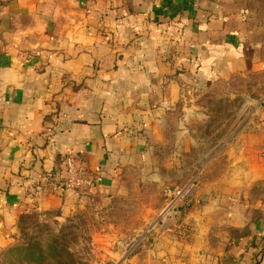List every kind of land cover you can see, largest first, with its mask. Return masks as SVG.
I'll use <instances>...</instances> for the list:
<instances>
[{
    "label": "crops",
    "instance_id": "0c3cea01",
    "mask_svg": "<svg viewBox=\"0 0 264 264\" xmlns=\"http://www.w3.org/2000/svg\"><path fill=\"white\" fill-rule=\"evenodd\" d=\"M257 70L264 0H0V249L15 241L22 213L66 216L119 196L126 173L166 178L173 160L162 151L173 132L188 134L176 119L189 87ZM246 102L243 125L187 182L190 201L94 264L254 263L264 238V194L253 192L264 184V95ZM66 152L93 185L35 193Z\"/></svg>",
    "mask_w": 264,
    "mask_h": 264
},
{
    "label": "rangeland",
    "instance_id": "374dc122",
    "mask_svg": "<svg viewBox=\"0 0 264 264\" xmlns=\"http://www.w3.org/2000/svg\"><path fill=\"white\" fill-rule=\"evenodd\" d=\"M208 84L189 87L188 100L178 103L177 109L183 117L179 115L176 120L182 121L188 134L170 135L172 142L166 143L161 155L173 160V166L163 171L166 178L157 175V179L150 180L126 173L121 188L125 192L119 196L90 198L66 216L52 210L23 217L18 223L17 240L0 249V264H30L28 259L36 257L33 253L38 249L23 248L26 243L32 244L36 238L46 243L56 235L68 239L66 245L72 250L76 264L98 263L108 248L124 250V254L164 211L168 187L196 182L205 163L222 147L231 131L243 125L245 113L252 105L246 101L264 95V70L232 73ZM253 190L264 194V184L254 185ZM52 253L45 247L42 259L50 260ZM100 264H112V261L106 259Z\"/></svg>",
    "mask_w": 264,
    "mask_h": 264
},
{
    "label": "built area",
    "instance_id": "2783aa9c",
    "mask_svg": "<svg viewBox=\"0 0 264 264\" xmlns=\"http://www.w3.org/2000/svg\"><path fill=\"white\" fill-rule=\"evenodd\" d=\"M64 168V180H56L50 172H46L34 181L32 185L33 191L39 193L45 189H50L54 193H64L66 191L80 193L93 185L92 175L88 173L87 168L83 164L75 161L72 152L65 153ZM167 193L169 198L163 212L172 210L181 202L188 203L190 201L191 185L168 187ZM182 230L185 231L188 228L183 226Z\"/></svg>",
    "mask_w": 264,
    "mask_h": 264
},
{
    "label": "trees",
    "instance_id": "16d2710c",
    "mask_svg": "<svg viewBox=\"0 0 264 264\" xmlns=\"http://www.w3.org/2000/svg\"><path fill=\"white\" fill-rule=\"evenodd\" d=\"M64 157H65V153L59 157V161H60L59 167L57 169H53L52 171H50L52 177L56 180H59V181L64 180V170H65V168H64ZM74 157H75V161L77 163H81L78 161V159L75 155H74ZM39 212L41 213V211H34V212L32 211V212L22 213L18 219V223L21 221V219L23 217L35 215ZM44 212H48V211H44ZM50 212H53V211L50 210ZM17 236L18 235L16 234L15 241L17 240ZM66 243H68V239H66V238L63 239V236H57L56 235V236H53L50 239H48L46 243H42L40 241V239L36 238L34 240V243H32V244L26 243V245L24 247L23 246L22 247L28 248V249H33V248L38 249L36 253H35V251L33 253L36 255V257L28 259L30 264H76L77 261L74 259V254H73L72 250L70 249V247L68 245H66ZM12 244H10V245H12ZM45 247H46V249H50L53 251L52 255L49 257L50 260H48V261H45L42 259L43 251H44Z\"/></svg>",
    "mask_w": 264,
    "mask_h": 264
},
{
    "label": "water",
    "instance_id": "95a60500",
    "mask_svg": "<svg viewBox=\"0 0 264 264\" xmlns=\"http://www.w3.org/2000/svg\"><path fill=\"white\" fill-rule=\"evenodd\" d=\"M264 257V244L259 248L257 257L253 264H260Z\"/></svg>",
    "mask_w": 264,
    "mask_h": 264
}]
</instances>
